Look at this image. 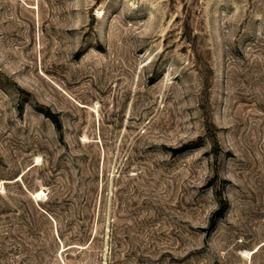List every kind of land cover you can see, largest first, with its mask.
Wrapping results in <instances>:
<instances>
[{"label":"rangeland","instance_id":"374dc122","mask_svg":"<svg viewBox=\"0 0 264 264\" xmlns=\"http://www.w3.org/2000/svg\"><path fill=\"white\" fill-rule=\"evenodd\" d=\"M0 264H264V0H0Z\"/></svg>","mask_w":264,"mask_h":264},{"label":"trees","instance_id":"16d2710c","mask_svg":"<svg viewBox=\"0 0 264 264\" xmlns=\"http://www.w3.org/2000/svg\"><path fill=\"white\" fill-rule=\"evenodd\" d=\"M53 121L55 122V124H57V127L60 129V121L58 119V117H52ZM228 208V201L227 199H221L220 200V206L218 207V209L214 212L213 218H212V225L216 224V220L218 217H221L225 210Z\"/></svg>","mask_w":264,"mask_h":264},{"label":"bare ground","instance_id":"6f19581e","mask_svg":"<svg viewBox=\"0 0 264 264\" xmlns=\"http://www.w3.org/2000/svg\"><path fill=\"white\" fill-rule=\"evenodd\" d=\"M42 194H43V190H40V191L38 190L35 192L34 196L39 198ZM248 253H250V252H248Z\"/></svg>","mask_w":264,"mask_h":264}]
</instances>
